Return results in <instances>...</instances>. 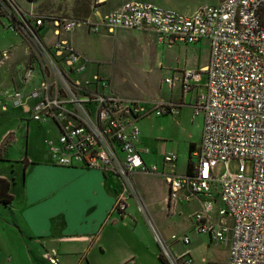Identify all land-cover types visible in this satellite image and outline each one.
Segmentation results:
<instances>
[{
    "label": "built area",
    "instance_id": "obj_1",
    "mask_svg": "<svg viewBox=\"0 0 264 264\" xmlns=\"http://www.w3.org/2000/svg\"><path fill=\"white\" fill-rule=\"evenodd\" d=\"M9 1L1 0V7L11 5ZM5 15L7 29L25 35L35 50L18 66L23 88L6 100L30 120L54 128L55 135L45 140L53 165L96 169L115 177L119 190L114 211L120 216L130 199L138 201L135 174L160 175L167 187V215H174L180 206L196 204L190 215L191 230L210 243L227 245L226 264H264V0H220L190 14L131 0L109 11L101 22L89 17ZM46 25L54 38L49 45L40 36ZM81 27L89 33H97L100 27L111 34L118 29L151 32L166 47L208 43L205 66L171 68L163 78L171 89L178 85L182 96L195 91L190 106L193 116L202 119L200 141L185 173H177L174 153L163 155L161 167L147 165L142 158L147 150L138 147L137 126L150 115H176L182 104L128 100L107 77L82 79L84 62L63 39ZM7 58L8 51L2 52L0 63ZM230 160L241 162L239 173L227 171L216 178L217 163L227 166ZM246 160L251 162L249 174L243 170ZM156 240L169 264L179 259L192 264L188 250L171 260L170 247L160 237ZM171 240L184 246L190 243L186 234L172 235ZM46 259L61 264L56 253Z\"/></svg>",
    "mask_w": 264,
    "mask_h": 264
},
{
    "label": "crops",
    "instance_id": "obj_2",
    "mask_svg": "<svg viewBox=\"0 0 264 264\" xmlns=\"http://www.w3.org/2000/svg\"><path fill=\"white\" fill-rule=\"evenodd\" d=\"M10 1V4L16 5L23 14H32L21 10L16 0ZM110 1L97 0L87 17L101 22L109 11L130 0L117 2L109 7L110 4L107 6V3ZM46 27L47 25L44 29ZM76 30L63 36L72 46H76ZM85 30L87 32V29ZM77 51L79 52V49ZM30 53L27 46L24 58L16 66L19 77L11 75L10 83L13 89L23 88L18 66L30 58ZM79 55L84 62V73L87 76L84 80L99 75L93 74L87 67L86 58L82 54ZM161 66L159 65L160 75L153 97L147 100L124 98L145 104L155 101L180 102L182 105L176 114L177 123L193 125L197 143L191 144L196 146L201 137L202 119L193 116L190 106L195 91L182 96L178 85L169 88L163 83V78L173 67ZM203 81L204 78L201 79V82ZM0 108L7 110V106L5 109L4 106ZM28 122L25 126L27 129ZM157 122H154V125ZM35 124L34 128L44 130L43 153L36 154L32 151L33 145L29 148V141L26 139L24 155L11 156L9 149L15 147L18 142L17 131L9 127L0 134V179L9 183V194L13 197L9 205L0 202V264H49L46 258L51 253L57 254L61 264H163L159 259L160 249L156 236L166 242L165 228L156 217L155 211V202H158L167 216V187L163 178L160 175L135 174L138 201L130 199L126 213L120 216L114 211L115 197L119 190L118 180L113 176L103 175L96 169L53 165L45 147V140L52 136L49 132L51 125ZM20 126V129L24 128ZM160 133V127L153 126L150 131L141 128L138 147L147 150L142 155L147 165L155 164L161 167L163 155L172 153V150L160 142ZM144 176L162 179L165 188L158 201L154 202L152 195H149ZM206 241L209 242L208 238ZM228 258L227 248V255L221 263L226 264Z\"/></svg>",
    "mask_w": 264,
    "mask_h": 264
},
{
    "label": "rangeland",
    "instance_id": "obj_3",
    "mask_svg": "<svg viewBox=\"0 0 264 264\" xmlns=\"http://www.w3.org/2000/svg\"><path fill=\"white\" fill-rule=\"evenodd\" d=\"M86 0H16L17 5L25 13H32L34 16L41 17H70L84 18L83 10ZM90 2L89 10L95 6L97 0H88ZM126 0H111L107 6ZM131 1V0H130ZM148 1L164 7L178 11L183 14L193 13L198 7L206 4H216L220 0H137ZM105 7L107 10L108 7ZM32 7V10L30 8ZM7 9V10H6ZM30 10V11H29ZM29 11V12H28ZM9 12L17 18L18 14L23 13L16 5H9L5 8L0 7V54L8 51V58L0 63V106H7V110L0 108V134L6 128L12 127L17 133V144L9 149L11 156H21L25 153L26 139L29 141V148L33 145L32 151L36 154L43 153L42 137L44 130H37L34 121L30 120L29 115L24 114L20 109H14L6 100L8 96L18 89H13L10 83L12 76L19 77L16 71L17 64L24 58V50L29 46L30 57L34 53V46L30 40L22 34H17L7 29L8 20L5 17ZM90 13V11H89ZM86 28L76 30L73 47L79 54L88 61V68L94 74L111 79L113 89L122 97L134 98L138 100H147L153 97L156 90L157 79L160 75L159 65L164 67H188L199 68L207 64L209 56V47L206 41L195 44L177 43L172 47L158 44L155 35L151 32H137L126 29H118L115 33H108L105 28L100 27L97 33L86 32ZM40 36L46 45L52 42L50 26L40 31ZM63 36H66L64 34ZM77 48V49H76ZM86 72V71H85ZM91 73V74H92ZM87 77L83 72L82 79ZM5 111V112H4ZM29 121L27 129L26 122ZM159 121V122H157ZM154 122H157L154 125ZM24 128L20 129L21 126ZM140 131L144 128L150 131L151 127L161 130L162 144L164 147L172 150L178 156L177 172L183 174L186 172L188 161V149L191 143H197L195 128L187 123L178 124L176 115L155 116L150 115L137 122ZM42 131V132H38ZM51 135H55V130L49 127ZM22 146V149H21ZM31 150V149H30ZM175 150V152H173ZM241 162L230 160L227 166L223 163H217L213 169V175L216 178H222L228 171L229 174L239 173ZM245 174L251 172V162H243ZM156 175V174H150ZM148 185V193L152 195L154 202L158 201L165 185L162 179L152 176H144ZM156 205V217L165 228L164 238L166 245L170 247L169 256L181 255L186 249L189 250L193 260L192 264H222L227 255V245L214 244L206 241L202 235L192 231L190 215L197 210L196 204L182 206L174 215L164 213L160 204ZM169 216V217H168ZM190 237V243L184 246L179 241H172L171 236L180 237L182 235ZM160 237V236H159ZM161 238V237H160ZM162 239V238H161ZM163 240V239H162ZM174 264H182L181 259L174 261Z\"/></svg>",
    "mask_w": 264,
    "mask_h": 264
},
{
    "label": "trees",
    "instance_id": "obj_4",
    "mask_svg": "<svg viewBox=\"0 0 264 264\" xmlns=\"http://www.w3.org/2000/svg\"><path fill=\"white\" fill-rule=\"evenodd\" d=\"M89 5L90 2L86 0L84 4L85 9L82 12L84 18H86L87 15L89 14ZM194 149H195V145L190 144L188 149L189 157H188L186 170H188L190 167L191 154L193 153ZM12 199L13 197L9 194V183L3 179H0V202H2L5 205H9ZM159 259L163 264H169L167 260L160 253H159Z\"/></svg>",
    "mask_w": 264,
    "mask_h": 264
}]
</instances>
